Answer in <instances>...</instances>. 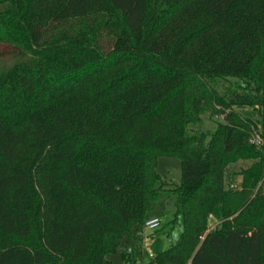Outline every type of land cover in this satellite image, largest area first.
I'll return each mask as SVG.
<instances>
[{"label": "trees", "instance_id": "16d2710c", "mask_svg": "<svg viewBox=\"0 0 264 264\" xmlns=\"http://www.w3.org/2000/svg\"><path fill=\"white\" fill-rule=\"evenodd\" d=\"M4 55L0 264H111L170 199L180 237L142 264H264V137L240 111L264 102V0H0Z\"/></svg>", "mask_w": 264, "mask_h": 264}, {"label": "rangeland", "instance_id": "374dc122", "mask_svg": "<svg viewBox=\"0 0 264 264\" xmlns=\"http://www.w3.org/2000/svg\"><path fill=\"white\" fill-rule=\"evenodd\" d=\"M14 61V56H0V70L9 66ZM216 87L223 91L226 88L236 87L241 83L236 77H227L218 79ZM243 115L254 119L257 123V132L264 137V102L262 107L246 105L240 108ZM222 118L221 114H213L206 111L202 114L201 121L196 125V128L203 130H212L216 122ZM251 159H239L236 162L230 163L226 167L225 179L226 182H238L241 178L240 170L249 165ZM157 171L166 181L177 182L181 178V161L176 156L161 155L157 160ZM173 199L167 203V208L164 215L160 217V225L155 229H146L140 225L133 229V235L127 236L124 244H120L116 251L108 254L111 264H125V260L121 255V249L124 248L129 252L133 264L135 261L143 262L149 259L148 250L151 249L153 254L158 253L162 249L175 243L182 230L181 216H174ZM219 217L217 214L210 215L209 227L218 224Z\"/></svg>", "mask_w": 264, "mask_h": 264}, {"label": "built area", "instance_id": "2783aa9c", "mask_svg": "<svg viewBox=\"0 0 264 264\" xmlns=\"http://www.w3.org/2000/svg\"><path fill=\"white\" fill-rule=\"evenodd\" d=\"M251 140L254 142L260 143L263 141V138L258 134V132H255V134L252 136ZM210 215H212V214H210ZM159 225H160V217L159 216H151V217L147 218L143 223V226L146 229H150V230L157 228ZM211 227H214V226H211ZM148 255L150 257L154 256L151 249L148 250ZM133 264H142V262L135 261Z\"/></svg>", "mask_w": 264, "mask_h": 264}]
</instances>
